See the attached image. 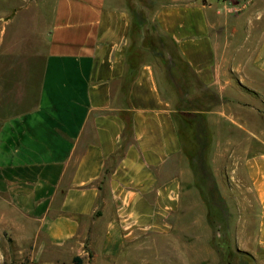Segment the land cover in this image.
I'll list each match as a JSON object with an SVG mask.
<instances>
[{"label":"crops","instance_id":"crops-1","mask_svg":"<svg viewBox=\"0 0 264 264\" xmlns=\"http://www.w3.org/2000/svg\"><path fill=\"white\" fill-rule=\"evenodd\" d=\"M240 107H264V0H0V264H148L183 128ZM244 168L263 252L264 149Z\"/></svg>","mask_w":264,"mask_h":264},{"label":"rangeland","instance_id":"rangeland-1","mask_svg":"<svg viewBox=\"0 0 264 264\" xmlns=\"http://www.w3.org/2000/svg\"><path fill=\"white\" fill-rule=\"evenodd\" d=\"M214 103L206 110H221ZM223 110L241 117L230 124L213 114L215 122L200 117L183 128L190 143L180 209L169 220V234L149 238L137 252L145 262L264 264V251L256 249L259 206L244 168L247 157L264 149V107Z\"/></svg>","mask_w":264,"mask_h":264},{"label":"built area","instance_id":"built-area-1","mask_svg":"<svg viewBox=\"0 0 264 264\" xmlns=\"http://www.w3.org/2000/svg\"><path fill=\"white\" fill-rule=\"evenodd\" d=\"M243 9H244V4L239 5L238 7L234 8V9L232 10V12H233V13H238V12H240V11L243 10Z\"/></svg>","mask_w":264,"mask_h":264}]
</instances>
